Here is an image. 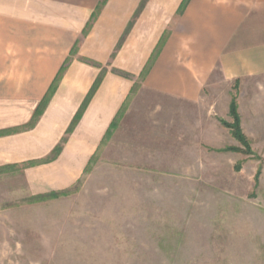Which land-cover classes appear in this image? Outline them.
<instances>
[{
  "label": "rangeland",
  "instance_id": "1",
  "mask_svg": "<svg viewBox=\"0 0 264 264\" xmlns=\"http://www.w3.org/2000/svg\"><path fill=\"white\" fill-rule=\"evenodd\" d=\"M144 73L72 178L56 161L82 107L50 154L0 167V264H264V95L216 76L181 102Z\"/></svg>",
  "mask_w": 264,
  "mask_h": 264
},
{
  "label": "crops",
  "instance_id": "2",
  "mask_svg": "<svg viewBox=\"0 0 264 264\" xmlns=\"http://www.w3.org/2000/svg\"><path fill=\"white\" fill-rule=\"evenodd\" d=\"M144 70L143 88L177 101L216 76L255 101L264 0H0V167L50 154L82 107L56 161L55 179L72 178Z\"/></svg>",
  "mask_w": 264,
  "mask_h": 264
},
{
  "label": "trees",
  "instance_id": "3",
  "mask_svg": "<svg viewBox=\"0 0 264 264\" xmlns=\"http://www.w3.org/2000/svg\"><path fill=\"white\" fill-rule=\"evenodd\" d=\"M52 89H53V86H51L49 93L52 92ZM236 108H237V106H236L235 98H232L231 103H230V115L233 117V123L232 124H226V125L230 128L231 134L234 138L241 141L244 145H247L246 139H245V137H244L239 125H238V115L236 112ZM113 125H114V120L111 121L110 126H109V130L111 127H113Z\"/></svg>",
  "mask_w": 264,
  "mask_h": 264
}]
</instances>
